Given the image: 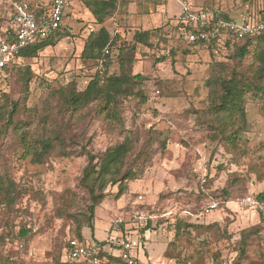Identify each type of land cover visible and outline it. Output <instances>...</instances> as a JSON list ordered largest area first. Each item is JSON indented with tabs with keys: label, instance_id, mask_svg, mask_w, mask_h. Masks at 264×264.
<instances>
[{
	"label": "rangeland",
	"instance_id": "374dc122",
	"mask_svg": "<svg viewBox=\"0 0 264 264\" xmlns=\"http://www.w3.org/2000/svg\"><path fill=\"white\" fill-rule=\"evenodd\" d=\"M182 1L194 8H217L235 21L246 17L256 22L261 13L264 16V0H121L105 23L110 33H117L120 44L127 45L134 31L148 29L153 43L152 48L138 46L132 66L133 73L147 77L143 87L148 98L145 102L122 99V124L98 115L96 102L73 116L58 110L53 91L70 81L84 88L98 68L80 57L94 25L82 0L67 1L61 36H55L54 45L35 57L20 59L13 69L0 71V93L17 102L14 118L28 121L31 130H40L37 123L48 114V123L55 121L64 131L65 149L71 153L65 157L52 152L35 163L18 156V142L10 128L0 137V170L23 189L13 210L0 205V232H9L6 243L13 244L20 225L30 228L24 241L26 264L69 260L63 247L69 237L76 236L68 213L87 204V193L77 184L87 161L81 148L99 155L126 134L133 136L136 145L150 141L143 172L128 182L119 198H114L116 186L107 187L108 195L96 207L93 229H83L85 240H104L103 249L117 254L115 230L129 229L140 238L135 250L144 263L230 264L236 259L241 231L263 226L264 208L247 205L244 199L264 191V96L247 95L250 128L233 149L212 139L204 125L195 122L191 108L203 109L207 103L203 81L212 55L210 49L187 44L180 35L174 17ZM11 9L10 0H0V28L8 25ZM225 55L223 50L217 53L220 58ZM111 60L110 69L117 70L118 50L114 49ZM25 66L33 73L26 99L19 72ZM139 194L142 200L138 201ZM211 200L219 202L218 208L203 213ZM137 212L145 219L139 222ZM180 222L190 226L176 233ZM208 224L212 225L206 228ZM169 252L177 253L179 259L171 258ZM263 253L259 235L251 234L240 264H264Z\"/></svg>",
	"mask_w": 264,
	"mask_h": 264
},
{
	"label": "trees",
	"instance_id": "16d2710c",
	"mask_svg": "<svg viewBox=\"0 0 264 264\" xmlns=\"http://www.w3.org/2000/svg\"><path fill=\"white\" fill-rule=\"evenodd\" d=\"M121 0H82L85 7L94 18L93 29H90L80 57L83 61H92L99 65L102 61L103 69L98 68L89 77L84 88L78 89L74 81L64 86H59L53 92L58 97V110L73 116L86 109L90 103L96 102V113L109 123L122 124L120 106L122 99L134 97L145 102L148 98L144 90V82L147 77L140 73H133L132 66L135 60V53L138 46L152 48L151 31H134L129 44H119L120 36L117 33L111 34L105 23L113 18ZM30 11L40 16L42 9L35 2L29 0ZM210 8L224 18L229 17L217 8ZM259 21L264 22L261 15ZM180 35L183 33L179 26ZM2 28V27H1ZM7 39L11 40L14 33L1 32ZM9 29V27H6ZM61 27L54 36L48 37L40 42L30 44L20 49L19 58H32L44 48L55 44V36L60 35ZM64 32V31H62ZM184 39V37H183ZM185 40V39H184ZM193 46H200L210 49L211 60L208 66V75L203 81L207 89V103L203 109L191 108L195 115V122L209 131L212 139H217L226 147L235 148L242 135L249 131L250 123L247 111V95L258 98L264 96V29L253 35H246L241 39L229 38L222 47L215 46L204 41L188 42ZM121 43V42H120ZM118 50L117 70H111V53H105V49ZM225 51V57H218V51ZM245 61V59H247ZM163 59V58H162ZM6 65L0 71H8L18 65ZM21 88L24 98L28 95V83L32 78V71L25 66L20 71ZM17 111V102L11 101L4 92L0 93V137L10 128L18 142V156L30 158L35 163H41L50 153L57 152L61 156L70 157L71 153L65 149V135L61 126L55 121L48 123V114H44L37 123L40 130H31L26 120H17L14 115ZM150 141L149 139L141 145H136L132 135H125L124 138L114 145L106 148L101 154L96 155L88 149L81 148V153L86 156V164L78 179V186L87 193V204L77 211H70L68 218L72 223L73 234L79 240L87 242L83 237V229H93L96 221V207L108 195V186H116L114 198L121 197L128 189V182L137 179L143 172L142 164L148 158ZM164 147V143H162ZM23 189L18 187L10 175L0 170V205L8 211L13 210L14 204L20 197ZM222 193H227L222 188ZM256 200L264 206V191L255 195ZM66 212V211H65ZM261 221L264 217L260 214ZM212 225V224H211ZM210 224L206 228L211 227ZM217 223H215V226ZM122 226V225H121ZM184 226H190L182 222L177 223L176 233L183 230ZM199 227L198 225H192ZM17 239L13 244L6 243L8 233L0 232V264H9L10 256L24 259L27 257L28 248L25 244L30 228L25 224L18 227ZM123 227H121L122 229ZM129 230V229H128ZM125 232V230H121ZM251 234L259 235L261 244L264 247V224L263 226L250 227L241 231V238L235 244L236 259L230 264H240L245 259L248 237ZM70 238V237H69ZM6 243V244H5ZM95 246L100 248L98 256L104 260L102 264H124L121 258L103 249L106 241H94ZM22 244L25 250L20 254L16 246ZM67 255V241L63 247ZM62 251V253H63ZM171 258L179 259L177 253L169 252ZM62 257V254H61ZM60 257V258H61ZM264 257V253H263ZM27 259V258H26ZM58 264H88L85 261H70L58 259Z\"/></svg>",
	"mask_w": 264,
	"mask_h": 264
},
{
	"label": "built area",
	"instance_id": "2783aa9c",
	"mask_svg": "<svg viewBox=\"0 0 264 264\" xmlns=\"http://www.w3.org/2000/svg\"><path fill=\"white\" fill-rule=\"evenodd\" d=\"M12 9L10 13L9 29L1 28V32L14 33L13 39H7L0 33V68L6 65H13L20 61L19 51L21 48L33 43L40 42L48 37L54 36L62 26L67 1L68 0H35L42 9L40 16L30 11L29 0H10ZM182 9L174 17V24L179 26L183 37L188 42L204 41L218 47H222L229 38L241 39L246 35H253L264 29V22L252 21L246 17L235 21L224 18L210 8H194L188 1L181 2ZM94 25L90 28L93 29ZM120 41H117V45ZM114 50L105 49V53H113ZM103 69L102 61L99 62L98 70ZM137 199L142 200V195H137ZM245 204L253 205L254 208L263 209L256 198L247 196ZM219 202L216 200L208 201L203 207V213H210L218 208ZM135 218L140 222L145 219L143 213L137 212ZM117 233L113 239V244L117 254L124 264H147L141 261L136 255V248L140 244V238L134 236L129 230ZM20 254L25 250L22 244L16 246ZM100 248L95 243L83 242L76 237L67 239V256L70 261H85L88 264H102L98 254ZM9 264H26L24 259L16 256L9 257Z\"/></svg>",
	"mask_w": 264,
	"mask_h": 264
},
{
	"label": "crops",
	"instance_id": "0c3cea01",
	"mask_svg": "<svg viewBox=\"0 0 264 264\" xmlns=\"http://www.w3.org/2000/svg\"><path fill=\"white\" fill-rule=\"evenodd\" d=\"M262 13L260 14V17H261ZM263 16V15H262Z\"/></svg>",
	"mask_w": 264,
	"mask_h": 264
}]
</instances>
